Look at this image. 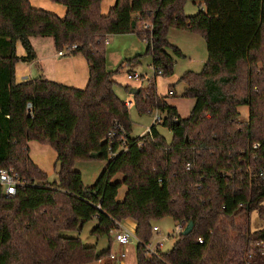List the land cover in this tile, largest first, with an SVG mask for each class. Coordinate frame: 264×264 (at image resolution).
<instances>
[{"label": "trees", "instance_id": "1", "mask_svg": "<svg viewBox=\"0 0 264 264\" xmlns=\"http://www.w3.org/2000/svg\"><path fill=\"white\" fill-rule=\"evenodd\" d=\"M52 1L67 7L65 17L30 0H0V169L27 181L15 196L5 195L0 185V264L99 262L111 256L113 232L129 218L137 223V264H223L227 257L216 261L212 249L229 234L242 242L243 255L226 264H264V228L251 229L252 213L264 207V0H116L106 15L103 0ZM187 1L202 8L187 15ZM174 28L206 40L201 72L179 79L186 84L183 96L195 105L182 118L158 93V75L142 82L136 108L165 114L172 140L157 124L151 134L132 137L130 108L114 91L124 64L107 69L106 41L136 34L147 42L146 52L126 60L127 67L150 55L161 76L170 77L176 58L185 57L168 39ZM32 37L53 38L58 51L78 45L73 54L88 61L87 87L43 76L16 82L17 63L36 59ZM18 41L25 56L17 54ZM241 106L249 107L246 120L240 119ZM112 130L117 135L111 140ZM32 141L56 151L57 180L50 182L33 161ZM94 160L108 164L88 187L75 166ZM118 175L123 179L114 181ZM122 186L127 192L120 200ZM165 217L184 229L193 222V230L177 233L171 249L150 252L154 222ZM94 219L92 235L108 237L106 250L63 235Z\"/></svg>", "mask_w": 264, "mask_h": 264}, {"label": "rangeland", "instance_id": "2", "mask_svg": "<svg viewBox=\"0 0 264 264\" xmlns=\"http://www.w3.org/2000/svg\"><path fill=\"white\" fill-rule=\"evenodd\" d=\"M201 8L202 6H200L198 3L195 4L193 1H187L184 9L187 15H194ZM172 30L174 33L171 32ZM169 35L171 36L172 40L170 38L169 39L172 41V43L175 46L182 48L186 54L184 58H176V64L174 68L175 75L172 76L176 77L177 75L178 78H181L188 71L201 72L205 59L207 58V47L204 36L200 33L185 32V30L183 32H180L179 29L175 30V28L170 29L168 36ZM192 37H195V39H193ZM108 39V43L105 47L107 69L109 71H115L122 64H124V67L121 69V71L114 77V79H116V76H118L119 82H116V84L114 85V91L123 101L128 102V100H132L133 104L132 106H130V118L132 123L131 135L133 137L143 136L148 132L151 125L154 124V117L157 114V110H153L152 112H146L143 114L139 113L134 104V95L130 93V91L127 89L128 86L126 85V83H138H135L137 82L136 80H131V82L127 80L126 74L128 73L126 69L127 65L125 64V62L126 60L134 58L137 55H145L147 42L139 38L136 34L110 35L108 36ZM151 63L152 57L150 55H147L142 57L140 64H138L136 67H133L135 71L142 76V85H146L147 81H151L154 79L155 72L153 66H150ZM129 73H132V71H130ZM162 77L170 78L165 76ZM141 81L138 82L140 83ZM140 86L141 84L137 86H131V88H139ZM185 88L186 84L182 81H179L175 87L176 95L167 96L166 99L170 105H175L178 108L182 118H187L190 116L195 103L194 98H187L183 96ZM158 90H164V86L160 83L158 86ZM239 110L241 112L240 119H248L249 107L241 106ZM158 112L164 118L165 114L160 111ZM157 129L167 139V141L172 140V132L168 127H165L163 123L157 124ZM32 159L34 160L36 165H38L39 167L41 166L40 168L47 172L50 182L57 180V169L55 167L57 158L55 150L52 152L51 150H48L47 153H42L36 156L33 155ZM107 164L108 160L79 161L76 163V169L82 172L85 185L90 187L95 184ZM121 179H123V176L118 175L114 181ZM126 192L127 187L122 186L119 193L120 200L124 199ZM96 225L97 220L94 219L87 222L81 231H66L63 232V235L68 237H80L86 246H96L98 251L106 250L109 246L108 237L97 238L92 235V230ZM154 225L159 227V231L154 233V237L151 241V248L156 247L158 244H162V250L167 251L171 249L175 243L176 234L179 233L178 224L173 220V218L165 217L155 221ZM263 228L264 207L261 212L255 211L251 216V229L255 231ZM229 236L228 239L225 236L220 237L219 240H217V242L215 243L214 248L212 249L211 258H218L216 259V261H218L219 258L221 260L227 257L225 263L222 262L223 264H226L227 261H231L233 258L240 259V257L243 255L242 242L239 239L234 238L233 235H231L230 237ZM137 244L138 242L136 240H131L130 243L121 246L120 244L115 243V240L113 238L112 252L116 255V257H119L121 252L123 251L126 254V258H121L122 260L116 259L117 261L112 260L111 258L110 261L109 259L105 258L101 260L100 263L107 264L110 262L111 264H115L122 261V264H137Z\"/></svg>", "mask_w": 264, "mask_h": 264}, {"label": "crops", "instance_id": "3", "mask_svg": "<svg viewBox=\"0 0 264 264\" xmlns=\"http://www.w3.org/2000/svg\"><path fill=\"white\" fill-rule=\"evenodd\" d=\"M30 2L32 4V6L53 12L62 18L65 17L67 14V7L65 5L53 2L52 0H30ZM115 3H116V0H103L102 7H101L102 13L106 15L108 13L109 9L115 5ZM175 30H177V29H175ZM179 31L183 32L184 30H179ZM171 32H173V30ZM185 32H189V31L185 30ZM169 38L171 39L170 35L168 36V39ZM192 38L195 39V37H192ZM170 39H169V41L172 43V41H171L172 39L171 40ZM31 42H32V45H33L35 52H36V59L32 62H18L17 63V65H16V82L20 83V82H23L26 80H31V79H35V78H38L40 76H43L49 80H52V81H55L57 83H60V84L66 85V86H70L73 88L85 89L87 87L88 82H89V78H90V71H89L88 61L83 54H66L64 56H60L58 54V50L55 47L54 40L51 37H32ZM206 47H207V45H206ZM16 49H17L18 56L21 57V56L26 55V51H25V49H24V47L20 41L17 42ZM180 49L185 54L184 50L182 48H180ZM207 59H208V52H207V58L205 59L203 66L207 62ZM150 66H152V63ZM126 69H127L128 74L130 71H132V73L136 72L134 68L132 69L130 67H126ZM128 74H126V77L128 76ZM179 79H180V77L178 78L177 75H176V77L172 76L170 78H164L162 76L156 77L157 88L159 86V83L164 86V90L163 91L158 90V93L161 96H172L169 94V91L171 89L174 91V93H175L174 95H176L175 87H176V84L179 82ZM127 80L131 82V80H129L128 77H127ZM177 80H178V82H177ZM115 81L117 83H119L118 82V76H116ZM141 82L140 83L138 81L135 82L138 84H127L126 83V85L127 86H137V85L142 84ZM128 101L132 102V100H128ZM125 103H127V102H125ZM132 104H133V102H132ZM194 105H195V103H194ZM171 106H175V105L171 104ZM129 108H130V106H129ZM177 110H178V108H177ZM178 112H179V110H178ZM180 116H181V114H180ZM29 146H30V150H31V152H30L31 157H33V155L36 156V155H40L42 153H47L48 150H51V152L54 151L50 145L41 144L37 141L30 142ZM55 154H56V158H57L56 151H55ZM121 226H122V228H127V229L131 230V232L133 234H135V231L137 228V223L135 220L129 218V219L123 220L121 222ZM133 240H135V239H133ZM121 246H123V245H121ZM113 254L114 253L112 252L111 255L113 256ZM112 256L108 257L107 259H109L110 261H111V259L112 260H116V259L122 260L123 259V258L121 259L120 257L114 258ZM125 258H126V256H125ZM120 263L122 264V261H120ZM120 263H115V264H120ZM89 264H101V263L99 261V262H93V263H89ZM107 264H111V263L109 262Z\"/></svg>", "mask_w": 264, "mask_h": 264}, {"label": "built area", "instance_id": "4", "mask_svg": "<svg viewBox=\"0 0 264 264\" xmlns=\"http://www.w3.org/2000/svg\"><path fill=\"white\" fill-rule=\"evenodd\" d=\"M146 28H150L151 29V26L150 25H147ZM106 43H108V39L106 41ZM78 48V45L74 44V45H68V46H65L61 51H58V54L60 56H64L66 54H73V52ZM153 69H154V72H155V75H158V76H161L162 74V71L161 70H157L155 69V67L153 66ZM157 76V77H158ZM128 79L129 80H136V81H141L142 80V76L139 75L137 72H133V73H129L128 74ZM169 94L170 95H173L174 94V91L173 90H170L169 91ZM126 105L129 107L132 105V102L131 101H128L126 103ZM32 105L31 103L28 104V108H31ZM164 121V118L161 116V114L157 111V114L156 116L154 117V124H159V123H163ZM120 130H123L121 127H120ZM149 134H151V127L149 128L148 132ZM117 135V131L115 130H112L110 133H109V138L112 140L115 136ZM260 146V143H256L254 145V148H258ZM115 155V154H114ZM261 176L264 178V171L261 172ZM26 180H22L19 178L18 176V173L15 172L14 170L12 169H0V185L3 187V190H4V194L7 195V196H15L16 193H17V189L19 186L21 185H24L26 184ZM154 231L155 232H158L159 231V227L158 226H155L154 227ZM184 231V227L179 223L178 224V232H182ZM114 236H115V243H118L120 245H126L128 243L131 242V240L136 239L135 237V234H133L131 232V230L127 229V228H122L121 230L119 231H114ZM201 243H203V240H200ZM157 246H162V244H158ZM149 251L150 252H154L156 247H153L151 248V245L148 247ZM112 256V255H111ZM126 254L125 252H122L121 255L119 256L120 258H125ZM112 257H116V255L113 254Z\"/></svg>", "mask_w": 264, "mask_h": 264}, {"label": "water", "instance_id": "5", "mask_svg": "<svg viewBox=\"0 0 264 264\" xmlns=\"http://www.w3.org/2000/svg\"><path fill=\"white\" fill-rule=\"evenodd\" d=\"M130 93H131L132 95H135V94L139 93V90L136 89V88H132V89L130 90ZM192 230H193V222H190V223L188 224V226L184 229V231H182V234H183V235H187V234L191 233Z\"/></svg>", "mask_w": 264, "mask_h": 264}]
</instances>
